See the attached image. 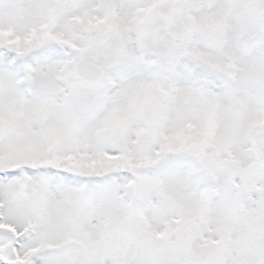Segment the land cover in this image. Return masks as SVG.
Segmentation results:
<instances>
[{
	"label": "snow or ice",
	"instance_id": "obj_1",
	"mask_svg": "<svg viewBox=\"0 0 264 264\" xmlns=\"http://www.w3.org/2000/svg\"><path fill=\"white\" fill-rule=\"evenodd\" d=\"M0 264H264V0H0Z\"/></svg>",
	"mask_w": 264,
	"mask_h": 264
}]
</instances>
